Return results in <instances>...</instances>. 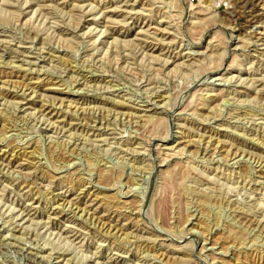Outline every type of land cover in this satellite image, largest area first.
<instances>
[{
	"label": "rangeland",
	"instance_id": "1",
	"mask_svg": "<svg viewBox=\"0 0 264 264\" xmlns=\"http://www.w3.org/2000/svg\"><path fill=\"white\" fill-rule=\"evenodd\" d=\"M0 0V264H264V0Z\"/></svg>",
	"mask_w": 264,
	"mask_h": 264
},
{
	"label": "built area",
	"instance_id": "2",
	"mask_svg": "<svg viewBox=\"0 0 264 264\" xmlns=\"http://www.w3.org/2000/svg\"><path fill=\"white\" fill-rule=\"evenodd\" d=\"M189 1L192 2L193 0H189ZM208 1L215 10L223 11L228 9V4L223 0H208Z\"/></svg>",
	"mask_w": 264,
	"mask_h": 264
}]
</instances>
